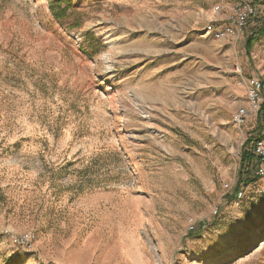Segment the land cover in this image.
<instances>
[{
  "label": "rangeland",
  "instance_id": "rangeland-1",
  "mask_svg": "<svg viewBox=\"0 0 264 264\" xmlns=\"http://www.w3.org/2000/svg\"><path fill=\"white\" fill-rule=\"evenodd\" d=\"M262 22L264 0H0V264H264V175L238 183L264 113L233 120Z\"/></svg>",
  "mask_w": 264,
  "mask_h": 264
},
{
  "label": "built area",
  "instance_id": "built-area-1",
  "mask_svg": "<svg viewBox=\"0 0 264 264\" xmlns=\"http://www.w3.org/2000/svg\"><path fill=\"white\" fill-rule=\"evenodd\" d=\"M243 9L241 16L234 20L231 24V27H227L220 31H217L216 36L223 37L226 35L237 36L242 31L243 22L245 19L254 15L253 7L249 4H242L241 8ZM242 82L246 87V98L248 106L238 107L233 114V120L236 124L240 125L243 123L246 118L252 113L256 112L260 103L264 101V81L253 78L247 80L244 77H240L239 83ZM253 152L257 157H259V165L256 169L257 175H264V135L258 137L253 143ZM228 185L226 184V187ZM241 194V191H238V195ZM32 240V235L30 233H22L16 238V241L23 245H30Z\"/></svg>",
  "mask_w": 264,
  "mask_h": 264
},
{
  "label": "trees",
  "instance_id": "trees-1",
  "mask_svg": "<svg viewBox=\"0 0 264 264\" xmlns=\"http://www.w3.org/2000/svg\"><path fill=\"white\" fill-rule=\"evenodd\" d=\"M57 4H60V8L56 10H53L54 15L57 18H61L65 15V13L68 11L69 7L61 6L62 1H56ZM258 35L264 34V22L261 23V25L257 29ZM257 37L255 35H252L249 39L246 40V49L249 51L252 42ZM264 113V101L260 104L259 107V114L263 115ZM250 141V140H248ZM259 160V157L255 156L254 154L250 153L247 149H243L240 154V165L238 170V183H241L243 185H248L249 183L255 181L257 179V176L255 174V163Z\"/></svg>",
  "mask_w": 264,
  "mask_h": 264
}]
</instances>
